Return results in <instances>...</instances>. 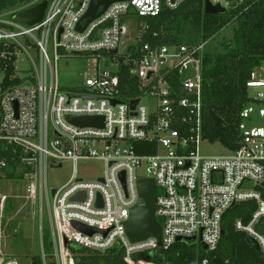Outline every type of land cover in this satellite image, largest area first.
<instances>
[{
    "label": "built area",
    "instance_id": "obj_1",
    "mask_svg": "<svg viewBox=\"0 0 264 264\" xmlns=\"http://www.w3.org/2000/svg\"><path fill=\"white\" fill-rule=\"evenodd\" d=\"M91 1L52 0L44 18L33 26L16 23L14 10L0 11V151L3 143H9L22 153V163L30 168L33 182L31 197L39 199L41 207L44 198L47 200L57 264H61L64 250L73 264L69 243L98 252L120 245L127 264H156L137 255L168 250L184 240H199L213 252L223 236L225 215L245 201L254 202L255 209L249 222L238 219L235 225L258 241L264 264V136L243 132L239 146L228 149L229 154L202 155L201 59L192 56L187 45L147 42L137 46L140 28L137 43L120 52L122 39L130 35L123 16L134 11L139 17H156L188 0L114 2L80 31L77 25ZM209 1L227 8L243 0ZM205 4L206 0L204 10ZM114 49H118L116 54L111 53ZM83 53L89 55L83 85L62 89L59 60ZM23 54L33 68L22 76L18 61ZM122 58L132 64L138 79L134 96L122 85ZM10 64L15 70L10 80L20 81L4 86ZM178 66L186 68L181 89L168 79ZM255 78L254 72L251 81ZM144 98L156 103L149 107L143 104ZM259 98L264 100V92ZM72 116H100L103 126L81 127L70 121ZM93 158L102 160L105 169L97 179L85 180L79 175L78 162ZM66 161L73 164L71 178L52 195L47 169L49 165L63 167ZM5 166L0 157V179ZM141 178L156 182L162 246L155 237L131 242L126 233L125 222L139 201ZM3 198L0 181V201ZM74 221L98 231L84 233ZM42 256L46 262L44 247ZM7 258L10 260L5 262ZM208 263V258L202 260V264ZM0 264L20 262L14 254H0Z\"/></svg>",
    "mask_w": 264,
    "mask_h": 264
},
{
    "label": "trees",
    "instance_id": "obj_2",
    "mask_svg": "<svg viewBox=\"0 0 264 264\" xmlns=\"http://www.w3.org/2000/svg\"><path fill=\"white\" fill-rule=\"evenodd\" d=\"M36 0H0V11H10ZM204 0H188L178 9L163 11L156 17H140L143 25L137 46L144 43L187 45L192 48L191 55L201 59L203 79V121L202 134L211 143H220L227 149L239 146L244 133L241 129L243 111L250 102L260 101L250 95L249 83L254 70L264 62V0H243L233 4L226 13L206 14ZM233 27L232 38L223 44L221 52H200L203 43L218 35L223 29ZM157 33L155 37L154 34ZM136 47V46H135ZM132 64L121 62V81L126 93L134 96L138 79L132 72ZM185 67L173 69L168 79L177 89L183 87ZM15 73L13 64L6 71L4 86L20 80H10ZM1 159L6 161L1 176L15 178L19 167L24 174L30 168L22 163V153L9 143H3ZM11 206V203L8 205ZM255 203L245 201L235 205L225 215L222 236L217 250L209 252L191 241L176 242L168 250L155 253H141L137 258H145L156 264H202L208 258V264H262V256L247 242V234L236 228V220L249 222ZM42 232V229H41ZM45 235L49 238L47 247L43 237L44 262L42 252L32 257L31 264H57L54 255L51 229ZM18 236V232H13ZM48 248V249H47ZM73 264H127L120 245L98 252L76 243H69ZM17 253L29 250V240L15 242ZM50 258V263L48 259Z\"/></svg>",
    "mask_w": 264,
    "mask_h": 264
},
{
    "label": "rangeland",
    "instance_id": "obj_3",
    "mask_svg": "<svg viewBox=\"0 0 264 264\" xmlns=\"http://www.w3.org/2000/svg\"><path fill=\"white\" fill-rule=\"evenodd\" d=\"M43 1H48L46 11L52 0H36L32 3L24 4L22 7L14 9L12 15L13 20L24 26H32L27 20L33 19L38 15V5ZM227 9L231 5H226ZM45 11V13H46ZM45 16V14H44ZM43 16V18H44ZM42 18V19H43ZM122 22L130 29V35L122 39L120 45V52H124L129 45L137 43V35L139 28L143 26V20L131 12L129 16H123ZM34 25V24H33ZM233 27L223 29L218 35L209 41L203 43L200 47V52H221L223 51V44L232 38ZM33 57L37 61L35 50L31 51ZM50 55H53L52 50H49ZM88 54L69 55L62 57L58 62V78L59 84L64 90H72L75 87L82 86L84 83L83 72L88 67ZM114 67V66H113ZM33 64L28 57L23 54L19 57L18 69L19 74L24 75L27 70H31ZM256 78L249 83L250 95L260 101L250 102L243 111V120L241 129L244 133L264 136V100L259 98V93L264 92V62L255 70ZM3 78V73L0 72V83ZM156 103L155 99H143V104L152 107ZM52 132V131H51ZM201 154L205 156H215L220 154H229L220 143H211L204 140L200 144ZM72 162L66 161L63 167H52L49 165L47 169V181L49 191L61 188L71 178ZM105 164L99 159L80 160L78 162V171L80 177L85 180H95L103 174ZM22 167L18 169V175L15 178L2 177L0 179L5 198L0 201V254H14L20 264H31L33 255L42 252L43 245L41 239L44 235L45 245L49 243L47 235L50 229V218L48 211L47 200L44 198L43 206L34 201L31 197L32 178L28 173H23ZM141 175H145L143 170H139ZM38 179V178H37ZM11 203V206H8ZM17 231L16 236L13 232ZM24 239L29 240V250L27 252L17 253L14 250L15 242L22 243ZM191 243L196 246H201L199 240H192ZM48 249V248H47ZM64 254L60 255L61 264H71L70 255L64 250ZM50 263V258L48 259Z\"/></svg>",
    "mask_w": 264,
    "mask_h": 264
},
{
    "label": "water",
    "instance_id": "obj_4",
    "mask_svg": "<svg viewBox=\"0 0 264 264\" xmlns=\"http://www.w3.org/2000/svg\"><path fill=\"white\" fill-rule=\"evenodd\" d=\"M118 1H129V0H92L88 11L82 17L81 21L77 25V29L83 31L87 25L94 19L101 16L107 8L114 2ZM231 2H240L241 0H229ZM48 5V1H43L38 5V15L33 18L27 20V22L33 26L38 24L46 11ZM228 9L220 4H212L209 0H206L205 4V13L206 14H219L226 13ZM84 21V24L82 22ZM118 49H114L111 53L116 54ZM138 99L132 102L133 108H135L138 103ZM116 103V101H114ZM70 121L78 126H103V117L100 116H72ZM264 186V183L262 184ZM138 189H139V201L138 203L131 209L130 217L125 222V228L127 236L129 237L131 242H139L150 237H155L159 241V245L162 246V225L156 216V193L157 186L156 182L153 178H141L138 181ZM56 189L52 190V195H54ZM73 225L79 229L80 231L93 234L98 231L95 227H90L84 225L82 223L73 222ZM106 234V231H102ZM222 234H225V230L222 231ZM179 241L181 238L178 239ZM248 244L256 250L258 253L260 252V246L258 241L251 235L247 236ZM204 249H207V245L201 244ZM10 258H7L5 262L9 261Z\"/></svg>",
    "mask_w": 264,
    "mask_h": 264
},
{
    "label": "crops",
    "instance_id": "obj_5",
    "mask_svg": "<svg viewBox=\"0 0 264 264\" xmlns=\"http://www.w3.org/2000/svg\"><path fill=\"white\" fill-rule=\"evenodd\" d=\"M39 203V202H38ZM40 204V203H39Z\"/></svg>",
    "mask_w": 264,
    "mask_h": 264
}]
</instances>
